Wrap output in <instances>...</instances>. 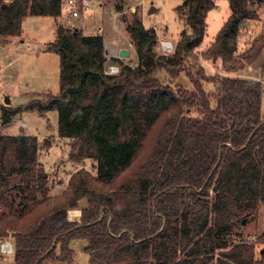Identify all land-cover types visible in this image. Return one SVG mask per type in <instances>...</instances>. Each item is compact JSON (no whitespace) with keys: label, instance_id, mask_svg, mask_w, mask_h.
Returning a JSON list of instances; mask_svg holds the SVG:
<instances>
[{"label":"trees","instance_id":"16d2710c","mask_svg":"<svg viewBox=\"0 0 264 264\" xmlns=\"http://www.w3.org/2000/svg\"><path fill=\"white\" fill-rule=\"evenodd\" d=\"M123 1L116 0V11ZM227 1L229 15L202 56L236 71L243 65L233 55L239 28L256 15L248 7L253 0ZM182 6L189 31L181 30L171 54L155 50V29L135 12L123 16L136 64L111 57L116 74L105 72L101 34L57 25L47 49L59 55V90L39 108L57 110L58 135L73 139L69 156L93 158L96 175L78 172L66 191L50 198L36 138L0 135V178L20 180L12 186L19 200L10 201L0 224L47 203L25 228L12 227L13 264H68L75 240L83 242L88 264H264V249L242 238L243 218L236 215L264 205L262 83L190 62L215 3L184 0ZM60 12L61 0H0V35H20L25 15ZM263 47L264 30L245 59ZM181 73L191 90L174 83ZM10 116L2 111L4 123ZM81 198L87 207L80 219L68 220L67 210ZM256 241L264 242V232Z\"/></svg>","mask_w":264,"mask_h":264},{"label":"rangeland","instance_id":"374dc122","mask_svg":"<svg viewBox=\"0 0 264 264\" xmlns=\"http://www.w3.org/2000/svg\"><path fill=\"white\" fill-rule=\"evenodd\" d=\"M183 1L124 0L123 11L119 12L115 9L116 0H100V4H96L92 10L76 22H68L60 14L55 18L49 15L28 14L22 17L20 35H0V135H25L36 138L37 160L46 172L50 198L60 196L68 189L72 175L78 172L86 173L89 177L96 175V161L93 158L81 157L78 160H73L69 156L73 139L58 135L57 110H41L39 108V104L45 103L50 94L55 95L59 90V55L55 51L47 49L48 43L55 38L57 25L61 24L72 30L77 29L83 35L101 34L104 43L117 41V47L132 51L130 56L128 55L122 60L134 66L136 54L125 30L126 22L123 20V16L129 20L135 12L145 27L154 28L157 34L155 50L160 52L158 45L160 39L171 40L175 47L181 30L189 31L186 22L187 8L182 6ZM214 3V8L206 15L204 40L195 49V53L190 59L192 63L202 64L204 62V58L201 56L207 46L204 42L215 36L229 15L227 0H214ZM151 5L153 9L149 12ZM248 7L250 10H254L256 18H249L242 22L236 37V50L233 53L237 64L242 63L243 65L236 71H226L225 67L228 66V63L221 60L219 70L217 71L215 68L212 71L217 74L238 75L259 80L262 83L261 111L264 115V47L252 60L245 59L249 47L264 30V0H253ZM112 46L104 45L108 54L111 53ZM114 48L116 49V45ZM116 56H118L117 52L113 57ZM109 63L114 62L107 58L106 65ZM158 76L170 81L163 70L158 72ZM174 83L180 84L188 90L193 88L191 81L183 73L174 80ZM204 88L207 92L214 91L211 83H205ZM6 98H8V102ZM4 109L11 114L7 123L2 121ZM142 157L143 155H140L138 158ZM131 172L127 175L129 176ZM19 182L17 175L10 176L6 181H2L0 178V214L11 211L10 201L14 206L17 204L19 197L15 194L12 186ZM15 195L17 197L14 201ZM46 205L47 203L36 206L20 220L2 222L0 224V241L12 242V227L25 228ZM236 215L243 218V224L239 228L242 238L255 242L256 250L264 249V242L256 241L258 235L264 232V205L259 204L253 211L238 209ZM82 246L83 242L80 240L71 243L74 257L68 264H88V255L82 250ZM12 258V253H0V264H13ZM44 264L65 263L48 260Z\"/></svg>","mask_w":264,"mask_h":264},{"label":"built area","instance_id":"2783aa9c","mask_svg":"<svg viewBox=\"0 0 264 264\" xmlns=\"http://www.w3.org/2000/svg\"><path fill=\"white\" fill-rule=\"evenodd\" d=\"M96 4H100V0H61L60 15L65 17L68 22H76L83 17L88 11L92 10ZM160 52L164 54H171L174 50V44L171 40L158 41ZM106 57L110 59L114 54L106 51ZM118 55V53H117ZM119 71V65L116 63H109L105 66L107 74H116ZM13 251V243L5 240L0 241V253L11 254Z\"/></svg>","mask_w":264,"mask_h":264},{"label":"crops","instance_id":"0c3cea01","mask_svg":"<svg viewBox=\"0 0 264 264\" xmlns=\"http://www.w3.org/2000/svg\"><path fill=\"white\" fill-rule=\"evenodd\" d=\"M213 39H214V36H213V38L212 39H209V40H207L206 42H204L205 43V45H207L206 46V48L209 46V44L213 41ZM204 40V39H203ZM203 42V41H202ZM107 44H109V45H113L112 46V48H111V53L112 54H114V53H118L119 52V50L120 49H122L123 47H117V44H118V42L117 41H114L113 43H110V42H107V43H104V45H107ZM202 44V43H201ZM200 44V45H201ZM116 45V49L114 48L113 49V47ZM199 45V46H200ZM198 46V47H199ZM205 48V49H206ZM107 49V48H106ZM204 49V50H205ZM128 50V52H129V56H130V54H132V51L130 50V49H127ZM107 51V50H106ZM106 51H105V53H106ZM116 51V52H115ZM201 56H202V53H201ZM202 58H204L203 56H202ZM221 61V59L220 58H218V59H216V61L215 62H212L210 59H206V58H204V62L202 63L205 67H206V69H207V71L209 72V73H212V72H214V71H212V69H215V68H217V71L219 70L218 68L220 67V64H219V62ZM223 75H228V74H223ZM234 76V75H233ZM244 77V76H243ZM70 211H74V212H70ZM78 211V212H77ZM71 213H73V214H71ZM80 217H81V210L80 209H68L67 210V219L68 220H70V221H78L79 219H80ZM13 259V258H12Z\"/></svg>","mask_w":264,"mask_h":264},{"label":"water","instance_id":"95a60500","mask_svg":"<svg viewBox=\"0 0 264 264\" xmlns=\"http://www.w3.org/2000/svg\"><path fill=\"white\" fill-rule=\"evenodd\" d=\"M152 9H153V6L151 5L149 8V12H151ZM128 55H129V52L125 48L120 49L118 52V56L121 58L127 57ZM6 101L8 102V98H6ZM86 207H87V201L85 198L78 200V209L83 210Z\"/></svg>","mask_w":264,"mask_h":264},{"label":"bare ground","instance_id":"6f19581e","mask_svg":"<svg viewBox=\"0 0 264 264\" xmlns=\"http://www.w3.org/2000/svg\"><path fill=\"white\" fill-rule=\"evenodd\" d=\"M70 212H74V211H70ZM78 212V211H77ZM71 214H73V213H71Z\"/></svg>","mask_w":264,"mask_h":264}]
</instances>
